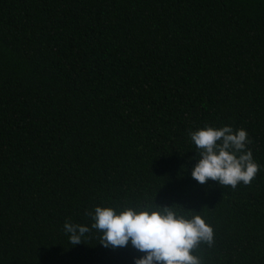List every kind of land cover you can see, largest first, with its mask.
I'll list each match as a JSON object with an SVG mask.
<instances>
[{
    "label": "trees",
    "instance_id": "1",
    "mask_svg": "<svg viewBox=\"0 0 264 264\" xmlns=\"http://www.w3.org/2000/svg\"><path fill=\"white\" fill-rule=\"evenodd\" d=\"M204 125L246 131L249 184L190 178ZM149 201L211 226L200 264H264V0H0V264H131L62 225Z\"/></svg>",
    "mask_w": 264,
    "mask_h": 264
},
{
    "label": "clouds",
    "instance_id": "2",
    "mask_svg": "<svg viewBox=\"0 0 264 264\" xmlns=\"http://www.w3.org/2000/svg\"><path fill=\"white\" fill-rule=\"evenodd\" d=\"M188 136L196 154L189 176L196 182L212 180L235 188L240 182L249 184L257 173L259 165L247 147L251 141L244 129L204 125ZM173 205L161 207L152 201L134 207L93 205L84 212L87 224L66 219L62 232L71 245L94 231L104 248L131 247L139 253L131 264H200L191 250L200 242L211 244L212 228L201 215L185 214Z\"/></svg>",
    "mask_w": 264,
    "mask_h": 264
}]
</instances>
